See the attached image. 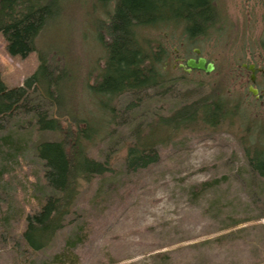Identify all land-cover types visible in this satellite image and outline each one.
<instances>
[{
  "label": "rangeland",
  "instance_id": "374dc122",
  "mask_svg": "<svg viewBox=\"0 0 264 264\" xmlns=\"http://www.w3.org/2000/svg\"><path fill=\"white\" fill-rule=\"evenodd\" d=\"M215 2L222 21L213 35L192 47L200 55H190L178 36L164 41L169 54L178 48L185 60L202 56L215 64V71L178 69L176 53L168 59L173 80L168 88L119 99L110 136L90 152L108 162L110 172L83 184L65 228L35 264L65 249L77 255L76 264H264V180L246 158L260 128L264 132V78L259 75L255 86L257 99L249 91L250 73L241 71L243 64L264 67V0ZM112 4L67 0L63 17L39 38L42 49L66 51L79 70L82 99L89 68L104 54L93 38L94 22L106 20L104 10ZM160 36L159 31L150 34L154 40ZM38 67V52L11 57L0 34V77L7 87L24 85ZM206 98L227 102L232 114L216 127L198 123L177 133L156 147L157 163L136 172L127 169L128 149L139 132ZM46 139L58 136L0 134V197L14 199L11 230L16 237L25 214L45 191L35 146ZM25 256L0 236V264H23Z\"/></svg>",
  "mask_w": 264,
  "mask_h": 264
},
{
  "label": "trees",
  "instance_id": "16d2710c",
  "mask_svg": "<svg viewBox=\"0 0 264 264\" xmlns=\"http://www.w3.org/2000/svg\"><path fill=\"white\" fill-rule=\"evenodd\" d=\"M66 1L0 0V34L8 54L25 58L38 52L39 57V67L24 85L9 88L0 77V134L58 136L35 146L45 191L35 209L25 214L24 228L17 237L11 230L14 199L0 197V236L14 250L25 253L23 264H35L65 228L83 184L110 172L108 162L94 159L90 152L110 136L119 99L168 88L172 83L168 59L179 50L169 54L165 39L178 36L185 40L182 43L191 55L196 42L213 35L222 21L215 0H109L113 4L104 10L107 19L94 22L97 32L93 38L103 46L104 54L89 68L82 99L78 97L79 70L65 56L66 51L38 45L42 33L65 14ZM107 1L99 0L104 6ZM152 31L161 36L154 40ZM241 71L245 72L242 67ZM231 114L227 102L212 98L177 109L138 133L136 144L128 149L127 169L136 172L157 163V146L198 123L216 127ZM257 141L246 150V158L252 172L264 180L261 128ZM77 261V255L65 249L42 264Z\"/></svg>",
  "mask_w": 264,
  "mask_h": 264
},
{
  "label": "water",
  "instance_id": "95a60500",
  "mask_svg": "<svg viewBox=\"0 0 264 264\" xmlns=\"http://www.w3.org/2000/svg\"><path fill=\"white\" fill-rule=\"evenodd\" d=\"M194 52L197 54V55H200L201 51L198 50V49H195ZM182 68H185V71L186 72H191L193 70H196V71H202L206 74H210L212 72L215 71V64L213 62H209L206 58L202 57V56H199L198 59H195V58H190L187 62H186V66L184 65H181ZM246 67V65H245ZM255 69V66L254 65H251L250 66V70L251 71H254ZM250 92L254 95V96H257L258 95V90L253 88V87H250Z\"/></svg>",
  "mask_w": 264,
  "mask_h": 264
},
{
  "label": "flooded vegetation",
  "instance_id": "af4514ba",
  "mask_svg": "<svg viewBox=\"0 0 264 264\" xmlns=\"http://www.w3.org/2000/svg\"><path fill=\"white\" fill-rule=\"evenodd\" d=\"M194 52V50H193ZM178 54V58H177V61L179 62V65L178 67H180L182 70H185V68H182L181 65H184L186 66V62L190 59V58H195V59H198L199 57H189L187 60H185L184 58H182V56ZM181 57V58H180ZM246 65V67H245ZM251 65H254L255 66V69L254 71H251L250 70V66ZM242 68L245 70V72H249L250 73V86H249V91H250V87H253L255 88V86H258V82H259V75H261L263 78H264V67H261V66H258L256 64H243L242 65ZM216 69V67H215ZM258 90V89H257ZM258 94H259V90H258ZM253 95V94H252ZM254 96V95H253ZM257 99L260 97L259 95L258 96H255Z\"/></svg>",
  "mask_w": 264,
  "mask_h": 264
},
{
  "label": "bare ground",
  "instance_id": "6f19581e",
  "mask_svg": "<svg viewBox=\"0 0 264 264\" xmlns=\"http://www.w3.org/2000/svg\"><path fill=\"white\" fill-rule=\"evenodd\" d=\"M188 73V72H187Z\"/></svg>",
  "mask_w": 264,
  "mask_h": 264
}]
</instances>
